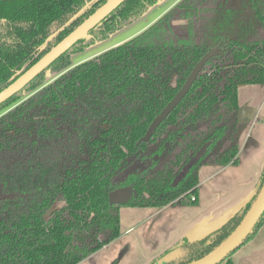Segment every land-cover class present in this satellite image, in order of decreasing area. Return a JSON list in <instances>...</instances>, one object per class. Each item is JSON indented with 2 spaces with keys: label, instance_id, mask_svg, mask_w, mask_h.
Instances as JSON below:
<instances>
[{
  "label": "trees",
  "instance_id": "obj_1",
  "mask_svg": "<svg viewBox=\"0 0 264 264\" xmlns=\"http://www.w3.org/2000/svg\"><path fill=\"white\" fill-rule=\"evenodd\" d=\"M106 1L0 0V91ZM157 1L125 0L0 104V264H79L119 238L122 208L193 206L200 168L237 163L238 89L264 86V0H179L135 37L72 64L73 55L137 21ZM218 44L222 53L141 142ZM48 73L56 75L49 83ZM263 182L264 169L253 195L217 229L171 248L186 255L170 264L217 247ZM124 187L137 195L110 204L109 194ZM263 223L264 212L217 264H232L231 255Z\"/></svg>",
  "mask_w": 264,
  "mask_h": 264
},
{
  "label": "crops",
  "instance_id": "obj_2",
  "mask_svg": "<svg viewBox=\"0 0 264 264\" xmlns=\"http://www.w3.org/2000/svg\"><path fill=\"white\" fill-rule=\"evenodd\" d=\"M238 104L248 123L239 135L237 163L200 168L193 206L122 208L119 238L79 264H150L180 239H200L217 229L253 195L264 169V86L240 87ZM230 259L264 264V223Z\"/></svg>",
  "mask_w": 264,
  "mask_h": 264
},
{
  "label": "water",
  "instance_id": "obj_3",
  "mask_svg": "<svg viewBox=\"0 0 264 264\" xmlns=\"http://www.w3.org/2000/svg\"><path fill=\"white\" fill-rule=\"evenodd\" d=\"M125 0H107L102 6H100L94 13H92L86 20H84L79 26L71 31L66 37H64L59 43L51 48L46 54H44L35 64L28 68L18 78H16L11 84L0 91V104L12 97L14 94L22 90L30 81H32L41 72L46 70L56 59L62 54L68 51L76 42L83 39L90 30L98 25L103 19H105L111 12H113L121 3ZM221 44L214 46L197 62L192 69L191 73L187 77L182 87L178 90L175 96L168 102L165 108L154 118L152 123L147 129L141 142H148L155 132L156 128L163 122L167 116L174 110V108L181 102L185 95L190 90L192 84L196 80L197 76L202 71L204 65L212 58L219 56L222 53ZM246 114L243 109H239L237 112L238 130L237 136L240 135L243 127L248 123L246 120ZM134 169L126 172V175L132 173ZM137 195L136 190L131 187H124L112 191L108 200L110 204H122L128 202L131 197ZM264 212V182L256 194L249 210L244 215L238 226L212 251L203 257L191 261L186 264H217L221 262L228 254L234 251L251 233L253 227L258 222L259 218ZM197 240V239H195ZM186 255V251L182 247H177L162 257H160L156 264H170L176 262Z\"/></svg>",
  "mask_w": 264,
  "mask_h": 264
},
{
  "label": "rangeland",
  "instance_id": "obj_4",
  "mask_svg": "<svg viewBox=\"0 0 264 264\" xmlns=\"http://www.w3.org/2000/svg\"><path fill=\"white\" fill-rule=\"evenodd\" d=\"M179 0H158L148 11L137 21L132 24L112 33L110 37L102 42L95 43L85 51L75 54L71 57L73 64H79L83 61L91 59L100 53L111 49L121 43L128 41L129 39L135 37L155 21H157L161 16H163L171 7H173ZM148 25V26H146ZM146 26V27H145ZM145 27V28H144ZM142 29V30H141ZM139 31V32H138ZM56 75L50 73L47 74V83L53 81ZM244 87V86H242ZM244 98V96H243Z\"/></svg>",
  "mask_w": 264,
  "mask_h": 264
},
{
  "label": "flooded vegetation",
  "instance_id": "obj_5",
  "mask_svg": "<svg viewBox=\"0 0 264 264\" xmlns=\"http://www.w3.org/2000/svg\"><path fill=\"white\" fill-rule=\"evenodd\" d=\"M172 8V7H171ZM219 45V44H218ZM101 54V53H100ZM96 57V56H95ZM94 58V57H93ZM73 64V63H72ZM73 65H77V64H73ZM0 197H1V195H0Z\"/></svg>",
  "mask_w": 264,
  "mask_h": 264
},
{
  "label": "built area",
  "instance_id": "obj_6",
  "mask_svg": "<svg viewBox=\"0 0 264 264\" xmlns=\"http://www.w3.org/2000/svg\"><path fill=\"white\" fill-rule=\"evenodd\" d=\"M192 200H194V198Z\"/></svg>",
  "mask_w": 264,
  "mask_h": 264
}]
</instances>
